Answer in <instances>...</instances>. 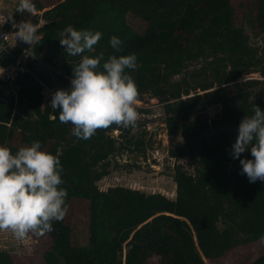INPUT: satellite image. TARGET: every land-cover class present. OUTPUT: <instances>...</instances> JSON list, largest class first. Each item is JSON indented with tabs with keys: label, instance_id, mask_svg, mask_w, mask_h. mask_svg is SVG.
<instances>
[{
	"label": "trees",
	"instance_id": "trees-1",
	"mask_svg": "<svg viewBox=\"0 0 264 264\" xmlns=\"http://www.w3.org/2000/svg\"><path fill=\"white\" fill-rule=\"evenodd\" d=\"M235 1L36 0L45 21L37 28L39 44L19 40V47L0 50L6 73L30 50L14 77H0V145L14 154L38 140L42 150L61 161L67 213L43 234L52 240L46 263L207 264L264 240V181L250 183L241 174L239 159H254L250 147L239 159L231 155L242 119L254 114L255 105L264 111V47L253 46L247 31L250 27L264 39V0H247L246 7ZM241 8L246 10L238 23ZM18 15H12L17 24ZM68 25L102 32L94 52L83 54L102 52L101 63L111 55H137V68L126 71L138 86L137 101L156 99L163 109L170 156L176 160L175 198L121 185L99 187L119 165V156H146L153 143L147 121L113 124L87 140L72 134L71 123L59 121V110L50 105L52 94L70 87L72 67L81 59L60 44ZM12 27L8 18L5 29ZM112 36L121 39L120 52L111 47ZM39 60L60 73L58 85L39 70ZM253 73L260 79L239 83ZM9 84L13 89L6 94ZM209 106H220L212 118ZM185 158L193 170L179 162ZM75 200L85 206V228L68 221ZM9 242L3 239L0 245ZM0 264L13 261L0 252ZM250 264H264V253Z\"/></svg>",
	"mask_w": 264,
	"mask_h": 264
},
{
	"label": "clouds",
	"instance_id": "clouds-1",
	"mask_svg": "<svg viewBox=\"0 0 264 264\" xmlns=\"http://www.w3.org/2000/svg\"><path fill=\"white\" fill-rule=\"evenodd\" d=\"M17 12H36L33 0H18ZM17 40L31 46L39 44L37 26L31 19L17 24ZM102 32L77 30L68 25L60 33V44L69 56H81L73 68L68 89L52 94L50 105L59 110V121L71 123L72 134L78 139H89L98 129L113 124L123 127L134 125L138 119L135 108L138 86L126 71L137 68V55L104 54L89 56L102 38ZM111 47L121 51L122 41L112 36ZM254 114L245 116L239 124L238 136L231 155L239 159L249 149L254 159H239L241 174L250 183L264 181V111L257 105ZM63 167L58 155L42 150L41 142L20 147L14 154L6 145H0V230H10L18 240L30 232L40 235L53 230V222L62 221L67 213V189L61 187ZM264 239V236L261 237Z\"/></svg>",
	"mask_w": 264,
	"mask_h": 264
},
{
	"label": "rangeland",
	"instance_id": "rangeland-1",
	"mask_svg": "<svg viewBox=\"0 0 264 264\" xmlns=\"http://www.w3.org/2000/svg\"><path fill=\"white\" fill-rule=\"evenodd\" d=\"M49 1V0H41ZM59 1V0H54ZM36 0L33 3L36 6ZM242 4V5H241ZM250 2L247 0L235 1V5L248 6ZM18 0H0V31H8L5 29V23L9 16H12L17 11ZM246 8H241L238 11L236 21L241 22L242 12ZM19 13V12H18ZM42 12L37 11L34 14L27 12L19 13L18 21L24 19H31L35 24L37 22V28L42 26L45 21L41 18ZM19 24V23H18ZM246 25V24H245ZM247 27V26H246ZM10 30L18 31V28ZM247 31L250 36V43L253 46L264 47V39L262 36H255L252 29L247 27ZM29 49L25 50V53L18 59V62L24 63L29 54ZM39 70L45 75L51 78L54 85L59 84L58 75L60 74L56 69L48 66L41 60L38 61ZM21 68L20 66H13L7 73L0 68V77L11 76L12 73L15 76L16 70ZM249 78H259L258 73L244 74L242 80L239 81L243 84ZM12 85L6 87V94L11 91ZM50 92L46 89V93ZM135 107L145 109L148 113H139L138 119L140 121H147V129L149 134L148 139L153 143V147L148 149L146 156L140 155L137 152L124 153L117 158L118 166L114 167L112 173L102 179L98 185L101 189L106 190L110 186H126L134 189H140L147 193L160 192L165 194L169 198H175L176 196V184L172 178V172L176 160L170 156V139L167 134L165 124L163 122V109L156 99H146L144 102L136 101ZM220 109V106L207 107V115L212 118L214 114ZM178 144L181 145V138L178 139ZM236 140L232 142V145ZM188 170H193L192 162L189 158L181 159L179 161ZM85 206L81 201L75 200L69 206L68 221L73 226H80L85 228ZM11 235L13 237H11ZM9 240L11 243L8 245H0V252L4 253V258H9L13 261V264H48L44 257L51 249L52 240L48 235H40L36 232H30L23 240H18L10 230H0V242L2 240ZM2 244V243H0ZM12 246V247H11ZM264 253V240L256 243L248 244L246 246H240L226 254L224 257L207 262V264H250L254 259ZM54 264L55 260L51 261Z\"/></svg>",
	"mask_w": 264,
	"mask_h": 264
},
{
	"label": "built area",
	"instance_id": "built-area-1",
	"mask_svg": "<svg viewBox=\"0 0 264 264\" xmlns=\"http://www.w3.org/2000/svg\"><path fill=\"white\" fill-rule=\"evenodd\" d=\"M16 31L10 30V31H0V50H5L7 48L12 47H19L20 42L15 33ZM21 62L16 61V66H19ZM8 77H14V74L12 73L11 76L8 75Z\"/></svg>",
	"mask_w": 264,
	"mask_h": 264
}]
</instances>
